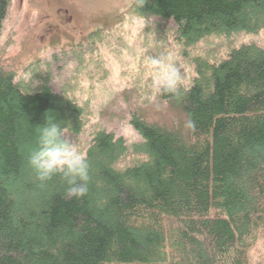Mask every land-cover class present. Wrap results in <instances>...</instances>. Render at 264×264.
<instances>
[{
	"label": "trees",
	"instance_id": "obj_1",
	"mask_svg": "<svg viewBox=\"0 0 264 264\" xmlns=\"http://www.w3.org/2000/svg\"><path fill=\"white\" fill-rule=\"evenodd\" d=\"M11 1L0 0V35ZM128 17L174 25L194 75L178 96L159 97L195 122L193 141L137 112L138 141L91 123L81 81L110 75L97 55L102 28L31 63L28 79L0 66V264H262L253 250L264 237V43L232 41L264 35V0H135ZM147 28L165 42L160 22ZM211 36L226 42L197 51ZM219 47L230 49L216 58ZM61 60L76 67L57 91L51 63ZM49 117L68 137L92 124L85 197H68L58 180L38 186L27 165Z\"/></svg>",
	"mask_w": 264,
	"mask_h": 264
},
{
	"label": "rangeland",
	"instance_id": "obj_2",
	"mask_svg": "<svg viewBox=\"0 0 264 264\" xmlns=\"http://www.w3.org/2000/svg\"><path fill=\"white\" fill-rule=\"evenodd\" d=\"M135 0H12L0 35V66L13 70L24 79L30 77L27 67L39 60H51L54 54L85 42L88 35L99 28L108 33L97 55L110 71L106 78L82 79V98H90L92 122L101 123L117 136L129 141L141 140V135L130 123L137 112L150 123L175 131L185 142L193 141L186 126L187 116L176 104L159 97L153 85L154 76L164 65L172 64L182 81L190 79L194 68L181 57L180 46L174 41V25L161 19L122 17ZM160 22L166 28V40L159 43L158 30L147 27ZM225 44L218 36L200 43L197 51L206 46ZM264 43V35L240 34L232 44ZM216 48V47H215ZM229 47L217 48L215 57L225 56ZM165 51V52H164ZM158 61L159 63H153ZM74 63H51L54 70L53 87L57 91L72 75ZM183 76V77H182ZM92 84V85H91ZM85 99V100H86ZM79 138L69 136L80 150L87 145L90 126ZM257 262L264 264V237L253 250Z\"/></svg>",
	"mask_w": 264,
	"mask_h": 264
},
{
	"label": "clouds",
	"instance_id": "obj_3",
	"mask_svg": "<svg viewBox=\"0 0 264 264\" xmlns=\"http://www.w3.org/2000/svg\"><path fill=\"white\" fill-rule=\"evenodd\" d=\"M180 84L179 70L167 64L157 71L152 86L160 94L178 96ZM186 126L194 128L195 122L189 118ZM67 134L65 127L50 117L37 126L34 141L27 153V165L38 186L45 187L49 182L58 180L68 197L80 199L90 191L91 163Z\"/></svg>",
	"mask_w": 264,
	"mask_h": 264
}]
</instances>
